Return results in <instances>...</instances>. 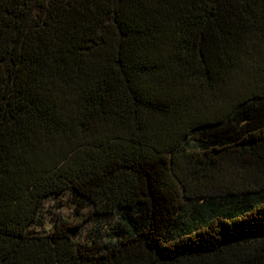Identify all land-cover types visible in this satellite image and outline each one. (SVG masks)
<instances>
[{
	"label": "trees",
	"instance_id": "trees-1",
	"mask_svg": "<svg viewBox=\"0 0 264 264\" xmlns=\"http://www.w3.org/2000/svg\"><path fill=\"white\" fill-rule=\"evenodd\" d=\"M0 264H264V0H0Z\"/></svg>",
	"mask_w": 264,
	"mask_h": 264
},
{
	"label": "rangeland",
	"instance_id": "rangeland-1",
	"mask_svg": "<svg viewBox=\"0 0 264 264\" xmlns=\"http://www.w3.org/2000/svg\"><path fill=\"white\" fill-rule=\"evenodd\" d=\"M204 191L207 192L206 198L209 196L227 198L231 196L232 190L222 183H218L214 188L205 187ZM201 202L202 200H196L195 198H183L171 231L178 232L183 230L187 224L195 223L198 217V206ZM56 217L66 220L71 225L78 226L75 231V239L80 243H87L97 234L107 232V230L114 227L117 220L115 217L105 219L92 217L86 210L79 209L70 191H65L46 198L37 223L31 225L30 229L47 231L52 227Z\"/></svg>",
	"mask_w": 264,
	"mask_h": 264
}]
</instances>
